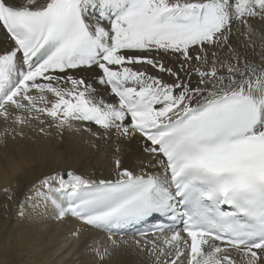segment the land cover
<instances>
[{"label": "snow or ice", "instance_id": "6c2138e0", "mask_svg": "<svg viewBox=\"0 0 264 264\" xmlns=\"http://www.w3.org/2000/svg\"><path fill=\"white\" fill-rule=\"evenodd\" d=\"M256 18L264 0H0V117L87 122L113 141L115 179L66 171L34 195L100 229L182 216L145 241L156 264H264V53L257 64L230 43L234 20L250 38ZM137 136L161 172L124 166Z\"/></svg>", "mask_w": 264, "mask_h": 264}, {"label": "bare ground", "instance_id": "6f19581e", "mask_svg": "<svg viewBox=\"0 0 264 264\" xmlns=\"http://www.w3.org/2000/svg\"><path fill=\"white\" fill-rule=\"evenodd\" d=\"M89 22L94 23L95 16L90 17ZM104 23L107 25L106 21ZM250 23L254 31L249 38L245 34L247 29L234 20L230 43L243 57L259 64L260 54L264 53V22L256 18ZM6 46L4 35L0 33V50ZM152 55L162 56L168 66L180 67V61L172 54L153 52ZM221 55L223 57L227 52ZM76 75H84L89 82H94L93 73ZM195 80L193 77V84ZM97 87L105 100L114 99L102 86ZM72 124L71 128L55 129L48 127L47 121L43 125L36 120L17 125L11 117L7 121L0 117V264H43L58 253L60 241L64 240L71 241L73 256L79 259V264H156L155 256L146 250L151 245H146L145 241L155 239L159 233L138 238L116 236L85 225L71 214L60 219L58 209L50 201L34 195L41 180L66 171L97 180L115 179L111 164L113 141L99 134L93 135L101 131L94 124L75 121ZM121 146L125 167L137 173L141 170L148 174L162 171L158 165L149 164L151 157L143 152L138 136L131 142L122 141ZM64 178L67 179L66 174ZM5 188L9 190L7 194ZM28 196L33 199L26 200ZM64 200L67 201V197ZM22 202L23 216L19 214ZM63 206L67 207V202ZM50 233L62 236L44 239L43 235ZM109 237L117 241L118 246H112ZM137 241H140L139 245ZM105 248L108 254L101 260L97 251L103 253ZM237 259L239 261V257Z\"/></svg>", "mask_w": 264, "mask_h": 264}, {"label": "rangeland", "instance_id": "374dc122", "mask_svg": "<svg viewBox=\"0 0 264 264\" xmlns=\"http://www.w3.org/2000/svg\"><path fill=\"white\" fill-rule=\"evenodd\" d=\"M62 174V173H61ZM66 174V172H65ZM57 218H55L56 221ZM62 235H52V233L48 234V235H43L44 239H57L60 238ZM60 250L58 251V253L53 256L50 261H47L43 264H57V262L59 261V264H61V262H70L71 264H79V259H75V256H73V252H72V247H71V241L64 240V241H60ZM71 258L73 261H71ZM14 264V263H12Z\"/></svg>", "mask_w": 264, "mask_h": 264}]
</instances>
